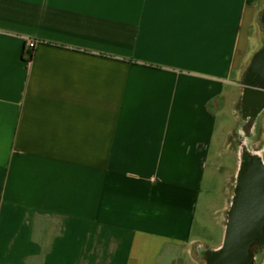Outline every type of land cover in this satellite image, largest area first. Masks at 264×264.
<instances>
[{
    "label": "crops",
    "instance_id": "1",
    "mask_svg": "<svg viewBox=\"0 0 264 264\" xmlns=\"http://www.w3.org/2000/svg\"><path fill=\"white\" fill-rule=\"evenodd\" d=\"M259 51L264 0H0V264H211Z\"/></svg>",
    "mask_w": 264,
    "mask_h": 264
},
{
    "label": "water",
    "instance_id": "2",
    "mask_svg": "<svg viewBox=\"0 0 264 264\" xmlns=\"http://www.w3.org/2000/svg\"><path fill=\"white\" fill-rule=\"evenodd\" d=\"M249 83L260 87L264 84V51L257 57L254 67L249 75ZM247 98L252 103L264 104V93L249 90ZM250 155H245L244 166ZM253 172L261 173L260 181L255 176L241 181L233 207V219L228 233L227 247L219 254L212 256L211 264H251V247L263 239L262 233L255 230L264 216V166L257 156L251 157ZM259 219V220H258Z\"/></svg>",
    "mask_w": 264,
    "mask_h": 264
},
{
    "label": "flooded vegetation",
    "instance_id": "3",
    "mask_svg": "<svg viewBox=\"0 0 264 264\" xmlns=\"http://www.w3.org/2000/svg\"><path fill=\"white\" fill-rule=\"evenodd\" d=\"M259 103H252L251 101H249V99H246V105H245V115L246 117H250V115H254L257 111V108L259 107ZM245 155H249L247 154L246 152L244 153V158H245ZM251 157H249V159L247 160V165L244 166V163L242 164V167H241V170H240V173H239V176H238V183H239V186L241 184V181L242 179L245 180V179H250L249 176H255L256 178H258L260 181L262 177V174L261 173H256L255 171L253 172V168H251ZM244 162V160H243ZM256 218H259L261 219L260 221V224L255 227V230H257L259 233H264V216L263 215H257ZM232 219H233V210L230 214V225H229V229H230V226H231V222H232ZM258 219V220H259Z\"/></svg>",
    "mask_w": 264,
    "mask_h": 264
},
{
    "label": "rangeland",
    "instance_id": "4",
    "mask_svg": "<svg viewBox=\"0 0 264 264\" xmlns=\"http://www.w3.org/2000/svg\"><path fill=\"white\" fill-rule=\"evenodd\" d=\"M236 144H237V147H241L243 144H244V138H242V137H240V138H237V142H236ZM250 155V157H254V156H256V155H254V154H249ZM244 160V159H243ZM219 179H218V184H222V182H223V178L221 177V176H219L218 177ZM237 191H238V188H239V183H237ZM262 236H263V239H261V238H259V239H257L256 241L257 242H255V243H262L261 244V246L260 245H256L255 247H253V250H252V252H253V255H254V258H253V264H255L256 263V259H255V257H256V254H260V252H262L263 253V248H264V233H262ZM260 248H262V249H260ZM259 249V250H258ZM264 262V257H262V260H261V264Z\"/></svg>",
    "mask_w": 264,
    "mask_h": 264
},
{
    "label": "built area",
    "instance_id": "5",
    "mask_svg": "<svg viewBox=\"0 0 264 264\" xmlns=\"http://www.w3.org/2000/svg\"><path fill=\"white\" fill-rule=\"evenodd\" d=\"M36 45H37V42L35 40H29L27 42V47H26L27 57L31 58L33 56Z\"/></svg>",
    "mask_w": 264,
    "mask_h": 264
},
{
    "label": "trees",
    "instance_id": "6",
    "mask_svg": "<svg viewBox=\"0 0 264 264\" xmlns=\"http://www.w3.org/2000/svg\"><path fill=\"white\" fill-rule=\"evenodd\" d=\"M260 53V51L256 54V56H255V59H256V57H257V55ZM255 59H254V61H255Z\"/></svg>",
    "mask_w": 264,
    "mask_h": 264
}]
</instances>
